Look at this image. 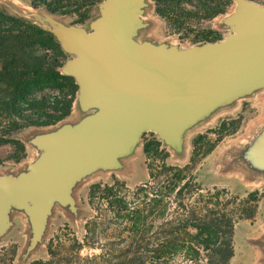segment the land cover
<instances>
[{
    "label": "water",
    "instance_id": "1",
    "mask_svg": "<svg viewBox=\"0 0 264 264\" xmlns=\"http://www.w3.org/2000/svg\"><path fill=\"white\" fill-rule=\"evenodd\" d=\"M234 1L225 20L232 33L187 49L136 41L147 26L146 0H105L89 30L32 20L73 56L62 74L75 80L85 116L35 136L31 144L40 156L27 171L0 174V239L13 225L12 211L24 212L32 229L27 258L42 244L55 206L77 216L75 187L98 171L121 169L145 133L181 154L189 130L264 89V6ZM244 159L264 172V129Z\"/></svg>",
    "mask_w": 264,
    "mask_h": 264
},
{
    "label": "trees",
    "instance_id": "2",
    "mask_svg": "<svg viewBox=\"0 0 264 264\" xmlns=\"http://www.w3.org/2000/svg\"><path fill=\"white\" fill-rule=\"evenodd\" d=\"M31 1L34 9L77 14L76 24H85L105 0ZM187 2L192 1L159 0L158 13L186 17L193 14ZM63 54L50 32L0 8V148L12 145L15 163L26 156L15 134L54 127L72 113L78 86L62 74ZM192 170L191 164H164L134 188L120 181L94 186L90 198L98 204L97 215L82 243L73 234L58 236L49 259L33 264H231L237 220H253L262 195L241 199L225 189L206 190ZM11 254L0 253V264H13Z\"/></svg>",
    "mask_w": 264,
    "mask_h": 264
},
{
    "label": "rangeland",
    "instance_id": "3",
    "mask_svg": "<svg viewBox=\"0 0 264 264\" xmlns=\"http://www.w3.org/2000/svg\"><path fill=\"white\" fill-rule=\"evenodd\" d=\"M158 1L146 0L142 19L147 26L139 31L136 41L187 49L216 43L219 39L222 41L232 33L230 27L225 25V20L236 10L234 0H191L184 7L193 14L182 18L178 13L163 18L158 13ZM251 1L264 6V0ZM0 8L30 23L40 18L87 30L91 22L100 16L98 6L93 9L91 20L76 24L77 14L52 15L45 8L34 9L31 0H0ZM60 57L64 64L73 58L65 52ZM78 96L70 117L64 122L48 128H27L13 136L26 146L25 159L20 163H15L11 158L14 154L12 145L0 148L1 175L17 176L27 171L29 165L39 158L40 152L31 144L35 136L54 131L65 124H76L85 116L79 108ZM263 129L264 89L218 109L189 130L185 134L181 154L175 153L155 133L147 132L134 153L121 160V169L98 171L75 187L73 195L77 202V216L67 208L55 206L42 244L27 258L24 254L32 237L30 221L24 212L13 210V225L7 235L0 239V253L6 251L10 256L15 251L13 264L46 261L49 259L51 242L56 237L73 234L79 242L84 240L87 223L97 215L98 204L90 198L94 186L113 185L115 181H120L134 188L149 181L151 169L164 164L181 168L191 164L196 182L206 190L225 189L241 199H246L254 192L262 195L256 217L253 220H237L234 237L236 259L231 264H264V172L256 170L244 159V152ZM146 149L150 151L149 154H146Z\"/></svg>",
    "mask_w": 264,
    "mask_h": 264
},
{
    "label": "crops",
    "instance_id": "4",
    "mask_svg": "<svg viewBox=\"0 0 264 264\" xmlns=\"http://www.w3.org/2000/svg\"><path fill=\"white\" fill-rule=\"evenodd\" d=\"M236 259V256L232 259V261L231 262H234V260Z\"/></svg>",
    "mask_w": 264,
    "mask_h": 264
}]
</instances>
